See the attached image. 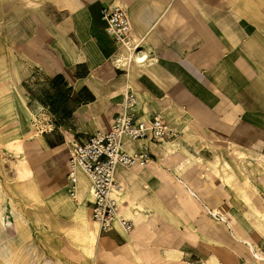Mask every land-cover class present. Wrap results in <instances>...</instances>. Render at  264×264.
Masks as SVG:
<instances>
[{"label": "crops", "instance_id": "0c3cea01", "mask_svg": "<svg viewBox=\"0 0 264 264\" xmlns=\"http://www.w3.org/2000/svg\"><path fill=\"white\" fill-rule=\"evenodd\" d=\"M28 1L19 55L38 79L40 127L23 151L41 198H70L67 144L109 129L126 85L139 120L158 115L177 132L124 140L151 161L116 169L120 216L133 227L98 232V243L96 228L85 230L94 264H264V0ZM109 5L141 42L129 63L104 31ZM77 190L70 199L90 218Z\"/></svg>", "mask_w": 264, "mask_h": 264}, {"label": "rangeland", "instance_id": "374dc122", "mask_svg": "<svg viewBox=\"0 0 264 264\" xmlns=\"http://www.w3.org/2000/svg\"><path fill=\"white\" fill-rule=\"evenodd\" d=\"M32 17L30 1L0 0V214L5 221L0 222V264H94L97 249L87 252L84 231L95 227L97 243L102 237L87 210L81 211L84 206H77L64 192L41 198L30 181L9 176L13 167L9 153L14 148L23 151L34 136L31 126L40 127L35 104L38 79L19 55ZM22 134L25 139L18 140ZM17 215L24 220L18 232L11 226Z\"/></svg>", "mask_w": 264, "mask_h": 264}, {"label": "built area", "instance_id": "2783aa9c", "mask_svg": "<svg viewBox=\"0 0 264 264\" xmlns=\"http://www.w3.org/2000/svg\"><path fill=\"white\" fill-rule=\"evenodd\" d=\"M100 16L105 22V33L117 45L116 61L129 63L141 42L133 36L127 12L119 5H109L101 9ZM121 97L119 111L109 129L97 131L81 143L71 141L67 144L68 194L77 201V172L83 173L89 180L90 218L100 234L109 233L115 225L125 234L131 232V221L120 216L119 196L123 188L115 177L116 169L145 167L151 161L147 147L138 146L130 153L124 149V140L137 144L145 140L174 141L177 138V132L168 128L160 116L145 120L136 117L137 101L130 85L124 87Z\"/></svg>", "mask_w": 264, "mask_h": 264}, {"label": "bare ground", "instance_id": "6f19581e", "mask_svg": "<svg viewBox=\"0 0 264 264\" xmlns=\"http://www.w3.org/2000/svg\"><path fill=\"white\" fill-rule=\"evenodd\" d=\"M137 58H138V56H134L135 62H136V60H138ZM31 132L33 133L34 136H36L38 134L37 129H34L32 126H31ZM25 136H26L25 134H22V136L18 140L25 139ZM29 136H31V135H29ZM11 143L13 144V142H11ZM9 145H11V144H9ZM18 145H20V142L16 146H18ZM7 150H9V149H7ZM24 155H25L24 154V151H22V149L20 150L19 148H14L9 153V158L11 159V161L13 163V167L10 169L11 173L9 171V176L11 177V174H12L13 177H17V179H18L17 181H19V182H26V181L29 180V178L31 176V172H30V169L28 168V166L26 164V160L24 158ZM78 179H79V182L77 184L78 185L77 186L78 193L79 194L82 193L84 197H89L90 196V189H89V185H88V180L84 176H79ZM11 211L13 212L12 209H11ZM0 222L3 223V224H5V221L2 220L1 214H0ZM22 222H24V220L21 218L20 215H17V216L14 217V223L11 224V226L13 227L14 230H16L18 232L19 227H20V225H21ZM84 234H85V232H84ZM92 242H93V240H92ZM94 243L95 242H93V245H94Z\"/></svg>", "mask_w": 264, "mask_h": 264}]
</instances>
